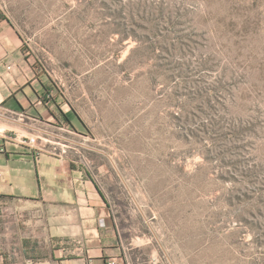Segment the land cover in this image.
Here are the masks:
<instances>
[{
  "label": "rangeland",
  "instance_id": "374dc122",
  "mask_svg": "<svg viewBox=\"0 0 264 264\" xmlns=\"http://www.w3.org/2000/svg\"><path fill=\"white\" fill-rule=\"evenodd\" d=\"M0 20L147 252L264 264V0H0Z\"/></svg>",
  "mask_w": 264,
  "mask_h": 264
},
{
  "label": "crops",
  "instance_id": "0c3cea01",
  "mask_svg": "<svg viewBox=\"0 0 264 264\" xmlns=\"http://www.w3.org/2000/svg\"><path fill=\"white\" fill-rule=\"evenodd\" d=\"M29 61L16 28L0 20V115L15 113L0 117V264H163L116 217L83 143L67 150L59 137L24 139L63 127L59 108L41 97L48 81Z\"/></svg>",
  "mask_w": 264,
  "mask_h": 264
},
{
  "label": "built area",
  "instance_id": "2783aa9c",
  "mask_svg": "<svg viewBox=\"0 0 264 264\" xmlns=\"http://www.w3.org/2000/svg\"><path fill=\"white\" fill-rule=\"evenodd\" d=\"M12 114L15 116L14 112H12ZM12 114L10 112V115ZM62 132H66L70 134V131L64 127L58 128L57 131L48 130V128L46 127H38L36 128V132L30 134L28 137H25L24 139H27L30 144L34 145L38 142V140L42 139V137L48 140L52 137L53 138L59 137V138L64 139L65 141L64 144L66 146L65 148L67 149V147L69 148V144L74 143V139H71L70 136L63 134ZM3 151H5L4 144L0 143V152H3ZM0 176H1V173H0Z\"/></svg>",
  "mask_w": 264,
  "mask_h": 264
},
{
  "label": "trees",
  "instance_id": "16d2710c",
  "mask_svg": "<svg viewBox=\"0 0 264 264\" xmlns=\"http://www.w3.org/2000/svg\"><path fill=\"white\" fill-rule=\"evenodd\" d=\"M43 92H42V99L44 100V102H48V104L51 103L52 99H51V95L48 93V87H43ZM57 103V107L59 108V110L61 111L62 115L65 117V119L70 122L72 121L69 114L63 110V108L61 107V105H59L58 102ZM59 105V106H58ZM70 112L76 117V113L74 112V110L70 109Z\"/></svg>",
  "mask_w": 264,
  "mask_h": 264
}]
</instances>
